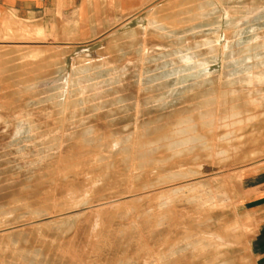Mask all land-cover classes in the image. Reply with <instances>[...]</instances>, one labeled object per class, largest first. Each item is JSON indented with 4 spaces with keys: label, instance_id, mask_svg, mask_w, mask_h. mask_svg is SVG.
<instances>
[{
    "label": "rangeland",
    "instance_id": "rangeland-1",
    "mask_svg": "<svg viewBox=\"0 0 264 264\" xmlns=\"http://www.w3.org/2000/svg\"><path fill=\"white\" fill-rule=\"evenodd\" d=\"M264 0H152L92 41L0 26V264H254Z\"/></svg>",
    "mask_w": 264,
    "mask_h": 264
},
{
    "label": "crops",
    "instance_id": "crops-1",
    "mask_svg": "<svg viewBox=\"0 0 264 264\" xmlns=\"http://www.w3.org/2000/svg\"><path fill=\"white\" fill-rule=\"evenodd\" d=\"M152 0H0V26L25 23L49 38L92 41L133 18ZM240 212L248 224V253L264 264V159L243 170Z\"/></svg>",
    "mask_w": 264,
    "mask_h": 264
}]
</instances>
